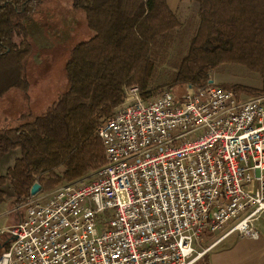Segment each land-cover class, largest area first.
Returning a JSON list of instances; mask_svg holds the SVG:
<instances>
[{
	"label": "built area",
	"instance_id": "1",
	"mask_svg": "<svg viewBox=\"0 0 264 264\" xmlns=\"http://www.w3.org/2000/svg\"><path fill=\"white\" fill-rule=\"evenodd\" d=\"M97 135L105 164L17 207L0 264H195L231 235L260 239L264 95L210 83L144 100L129 87Z\"/></svg>",
	"mask_w": 264,
	"mask_h": 264
},
{
	"label": "trees",
	"instance_id": "2",
	"mask_svg": "<svg viewBox=\"0 0 264 264\" xmlns=\"http://www.w3.org/2000/svg\"><path fill=\"white\" fill-rule=\"evenodd\" d=\"M191 1L198 4L197 27L167 90L186 84L204 88L211 72L236 65L256 75L261 90L221 89L236 98L263 96L264 0ZM44 2L0 0V71L16 67L23 73L32 53L27 23ZM72 8L84 15L85 39L69 50L67 90L43 114H22L12 128L0 124V155L20 151L0 175V205L9 192L10 207H20L34 198L30 190L35 183L41 187L38 196L102 167L105 152L98 128L123 104L127 88L137 87L144 100L162 92L152 88L162 56L157 49L184 26L166 0H73ZM196 264H209L208 256Z\"/></svg>",
	"mask_w": 264,
	"mask_h": 264
},
{
	"label": "rangeland",
	"instance_id": "3",
	"mask_svg": "<svg viewBox=\"0 0 264 264\" xmlns=\"http://www.w3.org/2000/svg\"><path fill=\"white\" fill-rule=\"evenodd\" d=\"M72 3L73 0H45L27 23L28 42L32 53L28 57L23 73L16 67L0 71V124L2 126L15 127L22 114L31 113L34 116L43 114L67 90L65 64L69 50L85 39L83 36L84 15L82 11H74ZM186 11L187 16H179L184 26L170 35L171 41L168 44L157 49L162 56L152 82V88L156 90H167L197 27V20L193 17L196 9L191 6ZM13 39L16 41L17 37L13 36ZM210 80L219 87L238 85L257 90L262 88V83L256 75L236 65L219 67L210 73ZM183 91L184 87L173 93L179 96ZM239 97L247 99L253 96ZM19 156V150L0 155V173L6 171L5 169L11 166ZM10 195L11 192L8 196ZM20 214H23V210ZM234 224L235 221H230L223 231H228ZM209 236L212 237V235ZM207 237L201 239L203 246H208L214 240H209ZM237 242L238 236L235 234L217 246L213 252L231 248ZM199 247L194 245L197 251H200Z\"/></svg>",
	"mask_w": 264,
	"mask_h": 264
},
{
	"label": "crops",
	"instance_id": "4",
	"mask_svg": "<svg viewBox=\"0 0 264 264\" xmlns=\"http://www.w3.org/2000/svg\"><path fill=\"white\" fill-rule=\"evenodd\" d=\"M166 2L169 10L174 13L179 20V16H187L186 10L191 6L193 9H196L193 16H195L198 11V4L191 0H166ZM5 173L6 171H3L0 175H5ZM11 200L12 196L10 195L6 202L0 205V256L2 252L5 251V247L8 245L9 241L8 236L3 233L4 230L15 225L21 218L20 211L16 210L17 207H10ZM257 229L260 232V239L257 241L238 237V242L231 248L214 253L213 250L233 236L231 235L212 247V249L205 254L208 256L209 264H264V215L258 220ZM214 234H211L212 237L209 236L210 238L207 237V235L203 236L205 238L207 237L209 240H214L208 246H203L201 242L199 247L200 251L198 252L211 247L218 240L222 239L226 231H220ZM241 242L242 244H240Z\"/></svg>",
	"mask_w": 264,
	"mask_h": 264
},
{
	"label": "water",
	"instance_id": "5",
	"mask_svg": "<svg viewBox=\"0 0 264 264\" xmlns=\"http://www.w3.org/2000/svg\"><path fill=\"white\" fill-rule=\"evenodd\" d=\"M210 83H212V81H211ZM40 188H41V187L39 186V184H38V183H35V184L32 186L31 190H30V196H31V197H35V196L39 193ZM10 241H11V240L9 239L8 243H9Z\"/></svg>",
	"mask_w": 264,
	"mask_h": 264
}]
</instances>
